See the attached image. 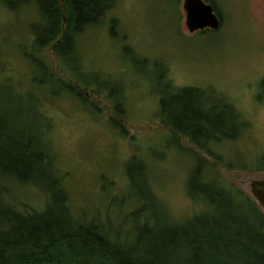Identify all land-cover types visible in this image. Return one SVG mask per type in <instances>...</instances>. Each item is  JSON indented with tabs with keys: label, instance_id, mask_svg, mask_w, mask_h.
I'll return each instance as SVG.
<instances>
[{
	"label": "rangeland",
	"instance_id": "rangeland-1",
	"mask_svg": "<svg viewBox=\"0 0 264 264\" xmlns=\"http://www.w3.org/2000/svg\"><path fill=\"white\" fill-rule=\"evenodd\" d=\"M28 1L18 9L0 1V101L15 124L37 125L40 107L51 119L53 166L80 219L100 223L113 236L119 229L136 234L140 218L128 216L140 207L139 184L126 169L134 158L145 164L151 192L172 223L204 208L187 193L198 157L257 203L250 184L264 178V0H205L222 23L196 32L186 25L184 0H109L113 6L101 22L76 37L78 63L62 60L50 46L43 53L35 49L30 27L45 18L37 1ZM43 55L40 67L35 59ZM182 88L196 90L176 110L207 111L223 130L225 140L208 147L222 162L164 123L162 99L175 105L169 98ZM201 94L205 111L191 99ZM225 105L241 115L235 140L233 113ZM13 179L5 182L15 207H46L44 190ZM145 215L152 216L151 209Z\"/></svg>",
	"mask_w": 264,
	"mask_h": 264
},
{
	"label": "trees",
	"instance_id": "trees-1",
	"mask_svg": "<svg viewBox=\"0 0 264 264\" xmlns=\"http://www.w3.org/2000/svg\"><path fill=\"white\" fill-rule=\"evenodd\" d=\"M0 1L12 9L30 2ZM35 1L45 18L30 27L35 49L43 53L50 46L62 60L75 63L79 61L76 37L87 26L98 25L114 2ZM45 60L44 55L35 59L40 67ZM1 78L0 83H3ZM5 86L8 90L12 88ZM66 86L79 94L71 84ZM195 90L175 89V94L169 98L175 104L171 107L167 98L162 99L164 123L222 162L208 147L212 142H223L224 132L205 111L203 94L191 99L198 102L205 113L197 111L196 115H187L176 110L179 102ZM41 108L36 112L37 120L40 119L37 125L15 124L5 114V104L0 101V264H264V210L250 195L226 181L218 168L209 165L204 157H198L187 180L188 195L204 204V208L187 221L172 223L168 214H163L151 192L146 166L138 158L132 159L126 168L131 183L139 184L137 194L142 199L137 202L140 207L136 212L128 216L130 220L132 216L133 220L140 218L136 234L130 236L119 229L113 236L100 223L80 219L82 212L72 208L69 193L58 176V169L53 166L47 139L51 124L46 122L51 119ZM224 108L233 113L234 130L229 136L235 140L243 125L241 115L231 105ZM137 174H141V179ZM5 178L38 186L50 197L48 204L41 211L15 207L8 201L10 194ZM146 186L149 189L144 190ZM149 209L152 216L147 217ZM69 248L73 253H66ZM80 248L87 252L83 258L77 255L81 253ZM64 256H68L66 261H63Z\"/></svg>",
	"mask_w": 264,
	"mask_h": 264
},
{
	"label": "water",
	"instance_id": "water-1",
	"mask_svg": "<svg viewBox=\"0 0 264 264\" xmlns=\"http://www.w3.org/2000/svg\"><path fill=\"white\" fill-rule=\"evenodd\" d=\"M186 25L190 32L217 29L221 26V18L213 4L205 0H184ZM251 192L264 210V178L251 181Z\"/></svg>",
	"mask_w": 264,
	"mask_h": 264
}]
</instances>
